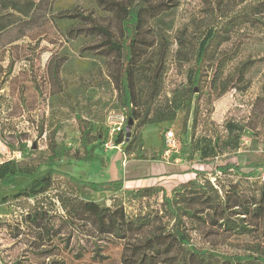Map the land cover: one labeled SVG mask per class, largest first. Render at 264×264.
<instances>
[{"label":"rangeland","instance_id":"374dc122","mask_svg":"<svg viewBox=\"0 0 264 264\" xmlns=\"http://www.w3.org/2000/svg\"><path fill=\"white\" fill-rule=\"evenodd\" d=\"M110 1L33 0L26 14L2 9L0 162L18 163L21 165L17 166L19 170H35L33 175L16 177L12 185H0V199L5 196V201L0 204L2 264H122L121 241L109 236L103 238L99 241L101 252L107 257L93 258L90 239L79 232L69 241L64 239L69 233L66 226L59 227L62 237H56L44 249L33 245L27 205H17L12 195L27 185L32 176L47 170L46 158L51 153L48 148L51 140L57 144L63 142L71 148L56 160V172L52 175L55 186L66 188L68 175L95 183L123 179L124 184L119 190L104 187L100 191L87 188L84 191L88 199L106 205L116 200L131 214L141 209L159 208L161 203V192L139 199L134 196L136 188L158 185L169 191L179 180L193 177L194 169L189 165L202 163L199 148L216 136L225 138L229 135L226 130L228 121L234 122L238 128L230 135L233 140L230 151L215 154L209 166L194 167L215 171V167L228 158L242 171H248L253 165L257 170L264 166V104L259 99L264 75V14L259 16L262 23L243 27L221 46L229 50L239 44L236 61L254 60L245 76L249 85L247 89L231 88L222 96L215 97L206 85L201 90L196 87L187 111L191 64L190 61L182 64L171 61L159 102L172 100L178 94L182 97L180 107L176 108L172 118L147 123L140 128L129 120L131 127L127 129L110 76L115 73V57L105 49V37L94 29L95 26L106 27L112 39H119L120 23ZM173 1L178 2V6L165 17L173 24L171 34L175 29L189 28L191 22L197 24V29L201 28L202 21L211 10L215 13L222 10L233 12L256 0ZM28 5V0H20V9L25 10ZM78 12L82 16L76 15ZM67 21H72V31H69ZM76 113L92 119L94 126L99 124L102 130H106V137L95 148L90 160L81 158L84 149L79 142ZM110 113L114 115L108 120ZM121 113L123 128L117 134ZM110 126L114 128L111 136L108 133ZM169 129L174 131L180 146L179 151L172 152L166 160L161 156L164 134ZM119 136L122 137L120 143L116 141ZM110 138L117 148L105 147ZM77 148L80 151L74 153ZM176 158L179 164L174 162ZM218 174L221 184L235 181L231 173ZM206 175L214 180L210 173ZM241 185L246 193L250 192L246 183L241 182ZM56 189L54 187L52 192ZM33 202V199L28 201L29 204ZM54 223L56 226L60 224L58 220ZM253 224L249 234H235L219 240L221 252L234 258L247 253L248 246L261 244L264 222L260 220ZM79 252L82 254L78 257Z\"/></svg>","mask_w":264,"mask_h":264},{"label":"trees","instance_id":"16d2710c","mask_svg":"<svg viewBox=\"0 0 264 264\" xmlns=\"http://www.w3.org/2000/svg\"><path fill=\"white\" fill-rule=\"evenodd\" d=\"M33 3L28 0V8L23 10L19 7L20 0H0V20L3 8L26 14ZM110 4L119 19V39H112L106 27L95 26L94 29L105 37L103 45L115 57V73L110 76L126 126L129 120L140 128L147 123L172 118L176 108L180 107L182 97L178 94L172 100L159 102L171 61L177 64L190 61L191 64L187 111L196 87L201 90L206 85L215 97H220L231 88L243 91L249 86L245 76L254 60L236 61L239 44L229 50L221 46L243 27L262 23L259 16L264 14V0H256L233 12L222 10L215 13L211 10L201 28L197 29V24L191 22L189 28L175 29L173 34L170 33L173 24L165 17L178 6L176 1L112 0ZM76 15L82 16L79 12ZM71 24L72 21L67 23L69 31L73 30ZM259 99L264 104V75ZM75 120L80 146L84 149L81 158L90 160L95 148L106 137V130H102L99 124L94 126L92 119H85L80 113L75 114ZM237 129L234 122L228 121L226 130L229 135L204 142L199 148L200 161L209 166L215 154L230 151L233 142L230 135ZM116 141L120 143L122 137ZM48 148L51 153L46 158L47 170L32 176L27 185L12 195L17 205H27L33 245L37 249H44L56 237H62L59 227L66 226L69 233L64 239L69 241L78 232L90 239L93 258L107 257L101 252L99 241L103 238L109 236L121 241L122 264H264V239L255 247L248 246L247 253L234 258L219 249L222 239L249 234L253 222H264V182L254 179L256 166L242 171L228 158L225 163L217 165L215 171L193 168V177L179 180L169 191L158 185L138 187L134 191L135 198H149L161 192V203L159 208L141 209L131 214L116 200L106 205L88 199L84 191L85 188L100 191L104 187L119 190L124 184L123 179L95 183L68 175L66 188L55 186L52 175L56 172V160L71 148L52 140ZM79 151L77 148L74 153ZM11 163L0 162V185H12L16 177L34 174L33 168L19 170L17 166L20 164ZM207 173L214 176L213 181ZM218 173H231L235 181L221 184ZM241 182L248 185L249 193L243 190ZM54 187L57 189L52 192ZM30 199L34 200L33 204L28 203ZM4 201L5 196L0 199V204ZM54 220L60 222L59 226ZM81 254L79 252L77 256Z\"/></svg>","mask_w":264,"mask_h":264},{"label":"built area","instance_id":"2783aa9c","mask_svg":"<svg viewBox=\"0 0 264 264\" xmlns=\"http://www.w3.org/2000/svg\"><path fill=\"white\" fill-rule=\"evenodd\" d=\"M113 115H114L113 113H110L108 120H110V118ZM120 117L121 118L119 120V127H117V132H116L117 134H119L121 131V128H123L124 118H123L122 113L120 114ZM113 131H114V128L110 126V128L108 129V133L110 134V136L112 135ZM163 145L164 146H163V152H162L161 157L166 160L170 157V154L172 152L176 153L179 151L180 142L178 141V138L176 137L172 129H169L165 132ZM111 146H113L114 148L118 147L116 144H114V142L110 138L109 141L105 143V147L110 148ZM176 162H178L177 158H176ZM254 179H258L264 182V166L257 170L256 176H254Z\"/></svg>","mask_w":264,"mask_h":264},{"label":"crops","instance_id":"0c3cea01","mask_svg":"<svg viewBox=\"0 0 264 264\" xmlns=\"http://www.w3.org/2000/svg\"><path fill=\"white\" fill-rule=\"evenodd\" d=\"M174 162L176 163V164H179V161L178 162H176V159L174 160ZM189 166H192L193 168H195L194 166H206L204 163H196V162H193V163H191ZM172 175H174V174H172Z\"/></svg>","mask_w":264,"mask_h":264},{"label":"water","instance_id":"95a60500","mask_svg":"<svg viewBox=\"0 0 264 264\" xmlns=\"http://www.w3.org/2000/svg\"><path fill=\"white\" fill-rule=\"evenodd\" d=\"M126 127H127V129H129L131 127V125H127Z\"/></svg>","mask_w":264,"mask_h":264}]
</instances>
